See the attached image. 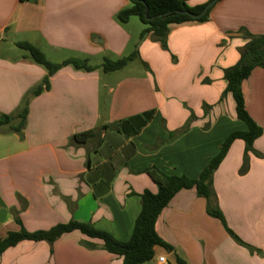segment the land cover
Masks as SVG:
<instances>
[{"label": "crops", "instance_id": "0c3cea01", "mask_svg": "<svg viewBox=\"0 0 264 264\" xmlns=\"http://www.w3.org/2000/svg\"><path fill=\"white\" fill-rule=\"evenodd\" d=\"M208 0H187L189 8ZM129 0H0V114L13 117L0 127V239L19 231L49 230L70 221L91 224L119 242L129 240L144 191L156 186L145 174L197 179L233 132L235 118L223 71L237 64L245 41L238 32L264 35V0H220L204 22L168 26L167 51L151 40L138 44L144 28L120 24L116 15ZM38 47L48 59L58 54L99 67L137 51L148 67L139 74L61 68L49 88L29 99L24 128L14 132L25 95L46 71L16 47ZM21 51V52H20ZM204 81H209L204 83ZM249 116L262 129L241 174L245 144L234 141L213 174L212 188L226 225L206 213L193 190L179 192L156 223L174 250L154 248L169 264H264V68L242 84ZM203 105L211 109L204 112ZM189 127L182 130L190 118ZM93 131L84 144L72 136ZM171 133L175 136L171 138ZM0 264H122L103 243L79 232L53 245L20 242Z\"/></svg>", "mask_w": 264, "mask_h": 264}, {"label": "trees", "instance_id": "16d2710c", "mask_svg": "<svg viewBox=\"0 0 264 264\" xmlns=\"http://www.w3.org/2000/svg\"><path fill=\"white\" fill-rule=\"evenodd\" d=\"M186 1L187 0H129L130 6L121 10L116 15V20L120 24H126L130 18H138L145 26V29L140 34V39L143 40L151 33L152 40L159 42L161 48L167 51L166 38L169 25L181 24L189 21L204 22L208 19L211 9L199 20H193L186 15L179 14V12L188 11L193 14H199L207 3L212 0H208L205 4L193 8H189L185 3ZM146 16L151 20H146ZM238 34L242 36L245 44L240 49V58L237 64L223 71L225 89L220 96L219 102H223L228 95L231 97L234 102L235 118L245 124L246 130L231 133L220 146L218 154L209 161L197 179H189L185 176H169L159 172L153 167L148 168L145 174L154 183L157 192L153 194L149 191H144L139 195L140 213L134 222L131 236L126 242L115 240L107 233L94 229L91 224L74 221H70L67 224L56 225L49 230L27 232L22 227L21 222L16 218L15 222L19 226V231L10 232L6 237L0 239V256L8 249L15 247L23 241L34 243L45 242L49 245H53V243L63 235L79 232L89 239L101 241L103 243V250L121 259L122 264H151L154 259L155 247L163 248L168 252L174 250L171 245L167 244L159 236L156 231V223L170 201L179 192L184 190H193L197 197L203 198L206 201L207 215L217 219L222 224L226 233L236 242L243 245L226 225L212 188L213 174L234 141L241 140L245 144L243 165L240 171L241 174H244L247 170V153L250 152L262 158V156L253 149L254 142L262 135V129L252 120L246 110L242 84L249 78L254 69L264 68V35L252 36L244 30L238 32ZM16 47L24 51L30 61L42 67L46 71L47 76L39 86L32 89L23 98L20 109L16 114L18 124L16 127L12 128L14 132H20L25 126L29 99L47 90L49 88V78L61 68L70 66L76 71L84 72L100 69L103 73L109 74L122 70L127 67L129 63L138 58V53L135 51L128 57L116 61L104 58L99 67H92L87 60L74 58L65 60L62 63H52L38 47L28 42H17ZM208 82L209 81H204V83ZM203 107L204 112L211 109V107L207 105H203ZM193 119L194 117L191 115L182 130L187 129ZM12 121L13 117L0 114V127L8 126ZM93 136V131H87L72 136L71 140L82 145ZM174 136L175 135L171 133V138ZM176 262L177 264H185L179 258L176 259Z\"/></svg>", "mask_w": 264, "mask_h": 264}, {"label": "rangeland", "instance_id": "374dc122", "mask_svg": "<svg viewBox=\"0 0 264 264\" xmlns=\"http://www.w3.org/2000/svg\"><path fill=\"white\" fill-rule=\"evenodd\" d=\"M131 23L132 24H130L129 27L133 30H134V26L138 27V28H144L145 29V26L138 20V18H135V17L131 18ZM150 39L152 40L151 37H150ZM143 40L140 39V35H139L138 44L140 42H142ZM128 56H129V52L124 57H128ZM62 58H66V57H62L58 54H55V55H49L48 60L52 63H56V62H59ZM147 69H148V67L146 66V64L140 62V60H137V61L134 60L133 62L129 63V65L127 67L123 68L122 70L117 71V72H119V73H117V75H126L127 73L128 74L129 73L139 74L140 72H142V71L144 72V70H147Z\"/></svg>", "mask_w": 264, "mask_h": 264}, {"label": "water", "instance_id": "95a60500", "mask_svg": "<svg viewBox=\"0 0 264 264\" xmlns=\"http://www.w3.org/2000/svg\"><path fill=\"white\" fill-rule=\"evenodd\" d=\"M220 0H212L209 3H207V5L204 7V9L199 13V14H193L190 13L188 11H183V12H179V14L181 15H186L189 18L193 19V20H199L201 19L204 15H206L208 13V11L214 6L216 5ZM146 20H151L149 18H147L146 16Z\"/></svg>", "mask_w": 264, "mask_h": 264}, {"label": "built area", "instance_id": "2783aa9c", "mask_svg": "<svg viewBox=\"0 0 264 264\" xmlns=\"http://www.w3.org/2000/svg\"><path fill=\"white\" fill-rule=\"evenodd\" d=\"M24 3H27L31 0H21ZM154 264H169L165 257L159 256L155 258Z\"/></svg>", "mask_w": 264, "mask_h": 264}]
</instances>
